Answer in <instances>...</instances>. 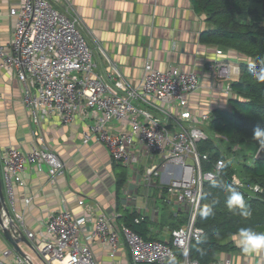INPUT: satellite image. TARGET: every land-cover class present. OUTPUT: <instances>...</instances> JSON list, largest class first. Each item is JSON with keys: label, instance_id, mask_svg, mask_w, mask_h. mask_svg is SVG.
Segmentation results:
<instances>
[{"label": "built area", "instance_id": "2783aa9c", "mask_svg": "<svg viewBox=\"0 0 264 264\" xmlns=\"http://www.w3.org/2000/svg\"><path fill=\"white\" fill-rule=\"evenodd\" d=\"M60 0H19L9 8L15 23L7 47L0 45V67L13 72L22 86L21 100L33 123L39 125L50 114H57L60 122L67 123L79 113L90 111L91 130L105 144L114 161L124 163L137 160L130 148L135 143L158 152V164L146 168V177L159 173L171 164L174 170L166 171L165 202H177L187 210L184 225L170 229L171 241L145 240L126 225L118 226L112 216L99 211L90 229L87 217L75 215L62 206L50 213L37 231L27 229L20 214L11 215L15 225L12 235L21 231L38 257L33 260L29 252L23 257L10 246L1 249L0 264H100L92 243L98 242L114 255L122 240L129 250L130 264H169L170 256L176 264H200L189 256L188 245L197 240L202 230L195 225L202 183L221 172L223 158H217L210 169H202L206 153L197 150L196 143L207 137L206 127L211 110L206 108L197 115L188 104V95L201 89V73L177 67L165 70L155 68L149 59L143 64L140 83L131 85L118 68L107 60L103 49L97 50L109 63V70L95 72L93 49L89 45L76 16L56 4ZM174 48V43L172 44ZM216 53H221L216 49ZM212 83L231 73H238L237 65L220 61L207 62L204 70ZM223 96L232 94L230 83L219 86ZM114 121L121 130L108 132L104 123ZM36 134L38 142L26 152L9 146L1 157L0 179L6 204L15 210V187L22 183V173L29 165L39 170L42 165L52 181L63 175L65 164L58 153ZM89 135L84 136L87 142ZM233 149L239 148L234 145ZM187 159L189 162H187ZM230 181L243 186L242 180L232 174ZM254 192L257 184L248 185ZM29 197L25 198V203ZM78 203L83 206L84 199ZM87 205L86 209H90ZM135 221H137L135 219ZM4 225L7 219L3 220ZM87 230L89 239L82 236ZM262 233V232H261ZM209 264H235L229 254H219Z\"/></svg>", "mask_w": 264, "mask_h": 264}, {"label": "crops", "instance_id": "0c3cea01", "mask_svg": "<svg viewBox=\"0 0 264 264\" xmlns=\"http://www.w3.org/2000/svg\"><path fill=\"white\" fill-rule=\"evenodd\" d=\"M18 2L0 0V45L5 47L15 23L9 8ZM56 4L77 17L93 49L95 72L109 70V60L131 85L138 86L143 64L149 59L160 70L177 67L201 73V89L187 97L195 115L206 108L212 111L214 107L227 105L228 98L221 94L219 86L230 83L237 74L231 73L212 83L204 70L211 61L236 65V53L221 51L217 54V48L200 41V33L207 24L204 16L192 8L190 0H60ZM97 44L107 60L97 50ZM21 92L20 80L13 72L0 67V168L3 150L13 146L21 152L28 151L31 144L38 142L34 133L43 135L44 142L65 164L64 174L52 181L44 165L40 170L29 165L23 171L22 183L15 187V210L9 212L13 216L15 212L20 214L27 229L37 231L45 218L62 206L75 215L86 216L88 230L99 211L112 216L118 226L125 225L127 215L134 213L136 220H145L149 234L157 233L160 237L167 229L170 234L172 224L177 223L176 228L185 224H179L178 220L169 223L172 212L176 215V208L185 211L188 217L181 204L165 202L166 171L174 170L172 165H165L149 179L146 177V168L161 160L158 152H150L145 145L135 143L130 151L136 154V161H114L105 144L91 130L90 111L75 114L67 123L60 122L59 116L52 113L36 125L24 108ZM104 128L108 132L123 129L114 121L104 123ZM85 134L89 135L87 142L83 141ZM114 164L117 165L115 172ZM27 197L29 201L25 203ZM80 198L85 201L83 206L78 203ZM87 205H91L90 209H86ZM166 206H171L172 210ZM82 236L89 239L88 231L82 230ZM236 241L239 245L238 239ZM121 242L112 256L96 241L91 247L100 264H130L129 250L123 240ZM22 243H19L22 250L29 253ZM24 244L30 247L29 241ZM5 247L9 245L2 237L0 251ZM229 255L235 264H264V250ZM33 260L38 262L34 256Z\"/></svg>", "mask_w": 264, "mask_h": 264}, {"label": "trees", "instance_id": "16d2710c", "mask_svg": "<svg viewBox=\"0 0 264 264\" xmlns=\"http://www.w3.org/2000/svg\"><path fill=\"white\" fill-rule=\"evenodd\" d=\"M190 3L207 24L200 33V41L221 51L235 52L238 66L237 76L230 81L232 94L227 105L212 109L207 137L196 143L197 150L207 154V160L201 163L202 169H210L217 158L224 160L221 172L202 183L195 216V225L202 233L188 245L190 257L200 264H209L217 255L240 248L236 241L239 228L252 227L264 233V160L251 156L248 160L234 161L230 153L234 145L240 148L246 142H252L257 148L253 129L257 124L264 126V0H190ZM222 142L226 143L225 148ZM232 174L242 180L243 186L231 183ZM218 183L232 184L244 195L252 212L249 218L228 210L227 193L222 187H214ZM251 184H257L260 191L250 189ZM210 203L214 205V214L205 217L204 206ZM135 215L128 214L125 225L145 240L160 241L157 233H148L144 219L134 220ZM172 226L176 228V224ZM161 241L170 243L171 236Z\"/></svg>", "mask_w": 264, "mask_h": 264}, {"label": "clouds", "instance_id": "9594fccd", "mask_svg": "<svg viewBox=\"0 0 264 264\" xmlns=\"http://www.w3.org/2000/svg\"><path fill=\"white\" fill-rule=\"evenodd\" d=\"M253 139L260 145V150H264V126L257 124L253 129ZM224 167L223 162L220 165ZM214 187H222L227 193L226 206L229 211L238 214L242 218H249L252 215L250 207L247 205L244 195L232 184H216ZM212 203L206 204L203 209L205 217L213 215ZM237 239L241 251L245 254H253L264 250V233L257 232L252 227H241L238 229ZM169 264H176V257L170 256Z\"/></svg>", "mask_w": 264, "mask_h": 264}, {"label": "water", "instance_id": "95a60500", "mask_svg": "<svg viewBox=\"0 0 264 264\" xmlns=\"http://www.w3.org/2000/svg\"><path fill=\"white\" fill-rule=\"evenodd\" d=\"M254 158L259 160H264V150H260V145L256 148L254 152ZM0 211L2 213L0 214V233L3 237V239L7 242V244L14 249L16 252H18L20 255L25 257L26 253L22 250L21 246L19 245L20 242L28 243L27 238L23 234V232L19 231L18 236L12 235L11 231L13 226L15 225L14 221L11 218L9 209L6 204L5 196L2 190V184L0 179ZM7 219L6 225H4L3 220Z\"/></svg>", "mask_w": 264, "mask_h": 264}, {"label": "rangeland", "instance_id": "374dc122", "mask_svg": "<svg viewBox=\"0 0 264 264\" xmlns=\"http://www.w3.org/2000/svg\"><path fill=\"white\" fill-rule=\"evenodd\" d=\"M206 132L208 134L207 129H206ZM197 146H199V143L197 144ZM222 146L225 148L227 145H226L225 142H222ZM255 150H256V146L252 142H246V143L241 144L240 145V148H237V150L232 148L231 151H233V152H230V153L232 154L234 161H236V160L240 161V160H242V158H245L247 160L249 158H251V156L254 155ZM153 154H157V153H153ZM187 162H189L188 159H187ZM113 169H114V172H115L116 169H117V165L116 164L113 165ZM160 205H161V203H160V201H158V206H160ZM166 207L169 210H172V207L171 206H166ZM174 212H176L175 213L176 215H174L173 212H172V215L169 217V219H170L169 223H171L172 221H174L172 223H175L177 220L180 221V222H182V223H185L186 222L187 215L185 214V211L178 210L176 208V210ZM175 224L177 225V223H175ZM166 227L167 226H165V228ZM163 232H164V234H162V237H160L161 238V239H159L160 241L161 240L168 239L170 237V234H169L168 229L167 230H164ZM0 239L2 240V237ZM22 244H23V246L25 248H27L29 250V252L35 257V259L38 260V257L34 253V251L29 246H26V244H24V243H22ZM240 251H241L240 248H234V249L228 250L226 253L227 254H231V255H238L240 253Z\"/></svg>", "mask_w": 264, "mask_h": 264}]
</instances>
